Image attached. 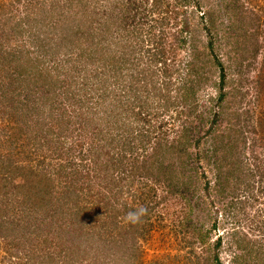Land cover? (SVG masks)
<instances>
[{
	"label": "trees",
	"instance_id": "obj_1",
	"mask_svg": "<svg viewBox=\"0 0 264 264\" xmlns=\"http://www.w3.org/2000/svg\"><path fill=\"white\" fill-rule=\"evenodd\" d=\"M100 2L108 1L53 0L49 6L45 4L42 7L39 16L33 15L37 7L32 4V0H26L25 12L33 15L32 21L27 25L28 42L14 44L13 51L5 48V44H0V119L5 121L7 118L9 122L5 121L6 126L10 129L0 130V147L13 149L17 145L21 146L19 142H23V148L25 140L21 137L27 135L30 138L26 150L17 147L18 151L22 150L21 154L28 164L25 165L23 161L21 165L14 163L11 158L6 161L0 158V188H5L8 204L5 209L0 206V227H20L19 230H23L21 238L27 243V254L34 256L42 251L40 258L47 256L48 262H53L57 252L61 262L65 259L64 254L68 256L60 244L62 238L57 242L60 251H56L54 245L51 251L44 253L45 246L37 247L39 242L44 245L54 244L57 233L68 232L69 228L76 232L83 229L87 234L90 230L83 226H89L88 222L93 218L91 204L87 203L92 199L88 196L94 191H88L89 186L85 182L88 170H81V167L85 169L86 166L81 160L91 162L88 169H96L99 179L105 182L102 185L107 192L104 193V199L124 193L120 184L124 181V159L129 164L131 173L141 179H155L159 173H164L168 165L173 166L178 160L181 161L183 146L192 148V162L200 171L204 187L208 188L210 183L202 166L199 146L216 128L220 117L219 108L225 98L227 77L214 45V35L204 21L205 13H200L201 23L207 34L204 55L209 57L210 66L217 69L216 94L207 99H195L194 86L199 59L196 58V46L189 41V7L200 9L199 1L142 0L140 3H132L126 14L124 4L113 8L106 3L99 6ZM142 5H153L149 13L156 11L161 19L152 18L151 22L155 21V24L147 25L146 21H150L147 19L151 16L149 13H142L141 16ZM0 22L3 32L11 22V17L4 16ZM32 22L36 30H33V25L30 28ZM169 22H172L173 30L167 35L164 26L169 25ZM9 27L16 33L24 29L20 19ZM4 32L2 35L9 39L11 35ZM142 35H147V42L151 44L147 49L139 45L143 43V39H139ZM166 38L170 40L169 44L166 43ZM136 46L137 49H143L149 58L144 63L141 62V57L136 59L133 67H137L140 62L143 68L137 67L138 71L132 74V80L141 81L145 88L156 93L158 99L155 102L161 115L158 126L153 125L150 113L143 111L144 102L139 101L138 94L140 88L125 85L124 70L127 69V64L133 63L127 61L128 56L125 54L128 51L134 56ZM50 62L51 66L48 67ZM57 62L61 71L54 66ZM159 64L163 66L164 77L157 83L153 79L156 74L152 67ZM151 82L154 84L147 86ZM38 88H44L45 94L39 93ZM58 89L70 103L84 106L91 99L95 101L91 104H95L96 117L90 116L84 122L87 126H94L101 142L99 150L104 145H111L110 151L104 153L110 154L108 159L101 160L103 154L98 152L94 142L89 141L85 147L83 145L76 153L73 152L77 155H73L72 146L62 142L53 148L49 159L37 158L36 151H47L43 149L47 145L45 141L51 142L58 137L59 132L54 130L56 127L51 123L60 118L58 119L59 115L57 118L54 115L67 112L61 106L63 103L56 102L57 97H61L56 92ZM197 107H202L208 113L203 127L198 130L192 127L191 118L192 111ZM87 108L90 110L89 106ZM171 108L176 111V117H184L182 125L189 124L185 128L171 131L172 133L165 129L166 122L163 119L167 112L173 111ZM57 111L60 113H56ZM11 117L14 120L9 125ZM124 152L129 153L130 157L124 156ZM62 154L65 155L63 160L60 159ZM53 160L60 162L53 163ZM31 162L41 167L49 165L50 169L55 164V168L63 174L45 173L41 167H32ZM67 167L71 170L68 173L64 172ZM112 168L120 170L122 175L117 176ZM178 193L187 198L190 214L196 213L194 195L189 196L180 190ZM206 195L210 198L208 192ZM210 200L212 203V199ZM112 202L115 201L108 203ZM114 206L115 204L110 208ZM66 217H70L67 222ZM217 222L218 210L215 209L212 230H216ZM51 232H57L53 239L49 237ZM43 234L45 236L41 241L38 240L37 235ZM217 234L212 245L211 262L223 264L219 256L222 236ZM36 240L38 242L34 244ZM9 242H12L11 239ZM62 244H66V240ZM76 260L74 257L73 264H77Z\"/></svg>",
	"mask_w": 264,
	"mask_h": 264
},
{
	"label": "rangeland",
	"instance_id": "obj_2",
	"mask_svg": "<svg viewBox=\"0 0 264 264\" xmlns=\"http://www.w3.org/2000/svg\"><path fill=\"white\" fill-rule=\"evenodd\" d=\"M51 1L53 0H32V4L37 7L33 15L40 16L42 7L45 4L49 6ZM107 1L98 5L106 3L114 8L124 4V14L128 12L132 3L142 2L132 0L128 4L130 0ZM198 1L200 9L189 7L191 28L188 32L189 41L196 46V58L199 59L194 86L195 99H207L208 96L216 94L217 69L210 66L209 57L204 55L207 34L202 26L200 13H205L204 21L214 35V45L224 64L227 77L225 98L219 108L220 117L216 128L199 146L202 166L210 181L209 187H204L200 171L192 162L193 152L190 146H183L181 161L178 160L173 166L168 165L164 173H159L155 179L152 177L141 179L131 173L129 164L124 159V181L120 183L124 193L115 194L111 199H104V193L107 192L102 185L105 182L99 179L96 169H88L91 162L81 160V163H86L85 169L81 167V170L85 172L88 170V177L85 178L89 186L88 191H94V195L88 196L92 199L87 203L91 204L93 218L89 220V226L86 224L83 226L90 229L89 233H85L83 229L80 232L72 231L70 228H65L70 231H63L60 234L49 233L52 239L57 233L53 240L54 244L44 245L39 242L37 247L45 246L43 251L45 253L51 251L55 245L56 251H60L57 242L59 243V238H62L60 244L68 256L64 254L65 259L61 262L57 252L54 258L56 261L53 259V262H48L47 256L40 258L42 251L34 256L27 254L25 249L27 243L21 238L23 230L20 231V227L15 229L0 227V264H73L74 257L77 264H213L210 255L217 233L222 236L219 256L223 264H264V0ZM25 2L26 0H0V21L4 16L11 17V22L4 30L11 35L9 39L2 35L5 32H1L0 28V44H5L9 51H13L14 44L29 40L27 25L32 21L33 15L26 14ZM152 6H140L141 16L142 13L148 14ZM149 14L151 17L147 19L150 20L146 21L147 25L155 24V21L151 22L152 18L161 19L156 11ZM17 19L23 22L24 27L19 33L9 27ZM171 23L164 26L167 35L173 30ZM32 25L33 30H36L33 22L29 25L30 28L32 29ZM157 32L155 28V33ZM139 39H143V43H139L143 49L151 46L147 42V35ZM169 39L166 38L167 44L170 43ZM143 49L138 47L134 56L126 52L127 61L133 63L127 64L128 67L124 70L125 85L140 88L138 94L139 101L144 102L143 111H148L153 119V125L158 126L161 115L155 102L158 99L156 93L145 88L141 81L132 80V74L138 71V68H143L140 62L138 68L133 67L136 59L141 57V62L144 63L149 58ZM50 64L51 62L48 67ZM54 66L58 69V62ZM152 68H155L156 74L153 79L160 83L164 77L163 66L159 64ZM153 84L154 82H151L147 86ZM37 90L45 94L44 88ZM56 92L61 95L57 97L56 102L63 103L61 106L67 112L57 111L56 113L60 114L54 115L56 118L59 115L58 119H61L51 123L56 127L54 130H58V137L51 142L45 141L47 145L43 149L47 151L44 153L36 151L37 158L49 159L53 148L62 142L72 146V153H76L89 141L94 142L98 152L103 154L101 160L108 159L110 154L104 153L110 151L111 145H104L99 150L101 142L94 131V126H87L84 122V119L90 116L96 117L95 104H91L95 101L91 99L90 103L85 104L89 106V110L85 105L68 102L63 98L64 93L60 92V89ZM188 96L192 97L191 94ZM207 116L208 113L202 107H197L191 114L192 127L196 130L202 128ZM13 117L9 125L13 124L11 121L14 120ZM5 119L9 122L7 118ZM163 119L168 132L189 125H182L184 117H176L174 110L167 112ZM5 121L0 119L1 131L10 130ZM21 139L25 140V147L22 148L23 142H19L21 146L17 147L26 150L30 138L24 135ZM42 139L44 140L43 137ZM17 147L13 149L0 147L1 160L11 158L14 163L22 165L24 161L25 165L28 164L21 154L22 150L18 151ZM74 153L73 155H77ZM124 156L130 157L129 153L125 152ZM53 158L58 159L56 156ZM64 158L65 155L62 154L60 159ZM55 161L53 160V163ZM31 164L32 167H41L34 165L33 162ZM51 166V169L49 165L41 168L45 173L63 174L55 168L57 165ZM113 170L117 176L122 175L120 170ZM70 171L67 167L64 172ZM177 190L185 191L189 196L194 195L196 213L190 214L187 198L181 196ZM207 192L210 198L207 197ZM210 199L213 204L210 203ZM109 201L115 202L108 203ZM113 204L114 208H110ZM6 205L8 204L5 188H0V206L5 209ZM141 205L148 208V214L139 223H129L125 218L126 214ZM215 209L218 210V222L216 230H212ZM69 219L70 217H66L65 222ZM37 236L41 241L45 235ZM67 237L70 239L68 242ZM9 239L12 242H9ZM65 240L66 244H62Z\"/></svg>",
	"mask_w": 264,
	"mask_h": 264
},
{
	"label": "clouds",
	"instance_id": "obj_3",
	"mask_svg": "<svg viewBox=\"0 0 264 264\" xmlns=\"http://www.w3.org/2000/svg\"><path fill=\"white\" fill-rule=\"evenodd\" d=\"M147 214H148V208L144 205H141L138 207V209L134 211H129L126 214L125 218L129 223L136 224L139 223L142 220V218Z\"/></svg>",
	"mask_w": 264,
	"mask_h": 264
}]
</instances>
